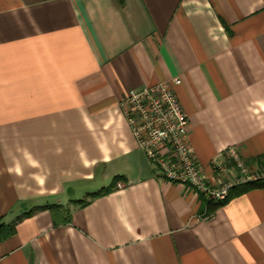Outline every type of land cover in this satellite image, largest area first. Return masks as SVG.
<instances>
[{
  "label": "crops",
  "instance_id": "0c3cea01",
  "mask_svg": "<svg viewBox=\"0 0 264 264\" xmlns=\"http://www.w3.org/2000/svg\"><path fill=\"white\" fill-rule=\"evenodd\" d=\"M177 76L205 171L264 169V0H0V264H264V188L199 219L138 147L126 93Z\"/></svg>",
  "mask_w": 264,
  "mask_h": 264
},
{
  "label": "built area",
  "instance_id": "2783aa9c",
  "mask_svg": "<svg viewBox=\"0 0 264 264\" xmlns=\"http://www.w3.org/2000/svg\"><path fill=\"white\" fill-rule=\"evenodd\" d=\"M182 83V78L177 76L131 89L122 103L138 147L154 168L168 180L194 187L208 202L226 199L238 184L264 178V169L249 163L236 145L212 159L213 175L205 171L191 143V121L174 89ZM212 215L213 212L207 211L197 218L209 219Z\"/></svg>",
  "mask_w": 264,
  "mask_h": 264
},
{
  "label": "trees",
  "instance_id": "16d2710c",
  "mask_svg": "<svg viewBox=\"0 0 264 264\" xmlns=\"http://www.w3.org/2000/svg\"><path fill=\"white\" fill-rule=\"evenodd\" d=\"M118 180L119 177H116L112 185L104 187L103 189L99 190V192L91 193L90 197L96 198L112 192L113 189L117 186ZM261 188H264V178H261L260 180H256V181H249L248 183H244V184H238L230 190L229 195L226 197V199L222 201H210L208 204L209 207L208 211L213 212L214 210L222 206V204L228 202L230 199L235 197V195L244 194L250 190L261 189ZM32 212L33 211H30L28 212V214H31ZM15 230H16V222H14V224H6L0 221V239L7 238L13 235Z\"/></svg>",
  "mask_w": 264,
  "mask_h": 264
}]
</instances>
